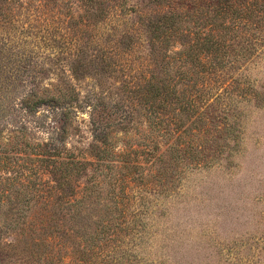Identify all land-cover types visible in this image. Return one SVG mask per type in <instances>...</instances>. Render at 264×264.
I'll use <instances>...</instances> for the list:
<instances>
[{
    "label": "trees",
    "instance_id": "obj_1",
    "mask_svg": "<svg viewBox=\"0 0 264 264\" xmlns=\"http://www.w3.org/2000/svg\"><path fill=\"white\" fill-rule=\"evenodd\" d=\"M77 1L82 13L76 18L71 14L72 0H0V25L29 20L20 36L56 45L60 53L49 59L53 67L72 56L70 71L80 79L90 71L104 76L115 69L104 48L90 59L87 52L94 40L99 41L91 34L101 33L106 22L113 23L114 32L99 37L109 50H119V72H124L123 62L137 61L138 80L145 82L139 91L145 92L143 106L151 128L160 131L168 146L154 153L147 173L127 154L116 156L110 132L100 131L90 144L94 161L68 155L63 139L71 114L83 108L84 101L61 68L58 83L50 87L40 89L32 80L22 107L29 113L43 106L63 109L60 138L54 144H34L23 127L12 142L5 141L0 127V264H66L68 257L87 264H125L130 259L122 249L126 239L133 247L142 244L147 225L143 220L150 209L142 198L143 208L132 210L131 191L150 187L170 197L184 170L212 167L232 142L239 143V125L232 122L234 99L247 97L250 90L235 85L231 76L234 62L229 57L236 45L226 40L225 31H235L237 40V29L249 26L256 15L248 2L239 6L240 0ZM6 44H0V97L17 96L33 68L29 58L13 57L25 53L11 54ZM45 71L44 67L40 73ZM208 114L211 118L206 120ZM128 117L120 118L132 121ZM214 134L212 142L209 136ZM156 149L161 151L158 144ZM117 160H123L119 168L113 165ZM35 163L42 171L34 168ZM40 175L50 178L42 180ZM118 250L119 257L113 256Z\"/></svg>",
    "mask_w": 264,
    "mask_h": 264
},
{
    "label": "rangeland",
    "instance_id": "obj_2",
    "mask_svg": "<svg viewBox=\"0 0 264 264\" xmlns=\"http://www.w3.org/2000/svg\"><path fill=\"white\" fill-rule=\"evenodd\" d=\"M72 2L71 14L77 18L82 9L77 0ZM247 2L256 17L250 19L245 30L237 29L240 35L237 40H233L235 31H225L226 40L236 45L235 52L231 51L229 57L234 62L231 76L237 81L235 85L250 90L247 97L239 95L234 99L237 109L232 122H238L239 143L232 142L212 167L184 170L182 181L177 189H172L170 197L159 195L150 187L139 186L131 191L135 198L132 210L143 208L140 205L142 198L150 209L143 220L147 225L142 244L133 247L126 239L122 249H127L126 255L130 259L125 260V264H137L141 260L143 264H264V0H240L236 4L243 6ZM230 23L235 24L231 19ZM28 26L27 19L21 24L0 25V44L7 42L11 54L25 53V56L13 57H27L33 67L27 73L29 78H23L25 83L18 89L17 96L0 97V127L5 141L11 138L12 142L18 128L23 127L34 144H54L60 138L58 122L63 109L43 106L29 113L22 107V100L30 92L32 80L40 89L57 84L56 74H60L61 68L66 80L84 101L83 108H77L71 114L68 133L63 139L66 154L94 161L89 154L90 144L95 143V136L100 131L110 132L116 156L122 154L123 158L127 154L134 165L147 168L146 173L149 172L154 153L165 150L168 143H164L160 131L154 132L151 128L149 114L143 106L145 92L139 91L145 82L142 84L138 80L137 61L123 62L124 72H119V50H109L103 37H99V34H112L115 25L106 22L101 25V33L93 32L91 35L98 36L99 41L94 40L87 51L90 59L104 48L105 56L113 62L115 69H110L104 76H96L95 71H90L80 79L73 78L70 71L72 56H65L61 65L53 67L49 59L58 57L60 52L56 45L39 37L20 36L21 28ZM44 67L47 71L40 73ZM125 84L129 86L125 88ZM209 102L213 103V100ZM202 109L206 110L207 106L203 105ZM216 110L220 112V109ZM211 113L214 114V110H210ZM121 116L133 119L127 122ZM208 118H211L209 114L205 116L206 120ZM125 126L127 131H122ZM171 129L175 131L176 127ZM212 138L214 142L216 134L209 136ZM172 141L169 138V143ZM156 144L161 151H157ZM113 163L119 168L123 160ZM36 166L42 171L38 163L34 164L35 169ZM49 178L48 175L39 177L42 180ZM117 252L113 256L119 257V250ZM64 261L66 264H87L69 257Z\"/></svg>",
    "mask_w": 264,
    "mask_h": 264
}]
</instances>
